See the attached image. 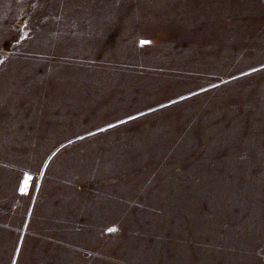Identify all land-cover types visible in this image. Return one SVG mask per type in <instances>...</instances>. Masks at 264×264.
<instances>
[{
    "label": "rangeland",
    "instance_id": "obj_1",
    "mask_svg": "<svg viewBox=\"0 0 264 264\" xmlns=\"http://www.w3.org/2000/svg\"><path fill=\"white\" fill-rule=\"evenodd\" d=\"M0 264H264V0H0Z\"/></svg>",
    "mask_w": 264,
    "mask_h": 264
}]
</instances>
